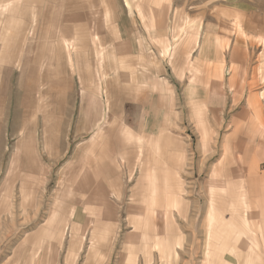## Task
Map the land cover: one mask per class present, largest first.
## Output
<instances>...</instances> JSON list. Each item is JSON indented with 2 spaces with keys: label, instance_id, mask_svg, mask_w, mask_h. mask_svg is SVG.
I'll use <instances>...</instances> for the list:
<instances>
[{
  "label": "rangeland",
  "instance_id": "obj_1",
  "mask_svg": "<svg viewBox=\"0 0 264 264\" xmlns=\"http://www.w3.org/2000/svg\"><path fill=\"white\" fill-rule=\"evenodd\" d=\"M0 264H264V0H0Z\"/></svg>",
  "mask_w": 264,
  "mask_h": 264
}]
</instances>
